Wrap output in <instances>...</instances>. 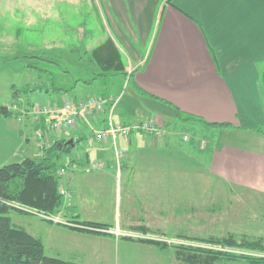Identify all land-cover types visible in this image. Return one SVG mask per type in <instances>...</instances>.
Instances as JSON below:
<instances>
[{
	"label": "crops",
	"instance_id": "obj_1",
	"mask_svg": "<svg viewBox=\"0 0 264 264\" xmlns=\"http://www.w3.org/2000/svg\"><path fill=\"white\" fill-rule=\"evenodd\" d=\"M93 5L99 7L95 8L96 20L110 26L109 33L104 31L106 37H98V45L110 37L120 48L126 60V79L119 88L113 84L114 92L107 98L112 106L91 123L103 126L104 118L111 114L125 125L150 120L164 134L133 129L129 136H119L116 141L109 138L91 142L87 139L90 125L80 122L58 135L56 140L72 138L75 142L68 152L70 159L67 163L74 166L61 175L67 177L65 187L71 191L68 200L71 207L64 210L63 217L68 220L66 217L81 203L96 202L90 197L84 200L81 193V190L97 188L92 180H111V188L115 183L121 185L125 182L126 188H133L136 193H143V183H148L149 199L140 203L126 222H147L146 215L153 209L159 214L166 210L169 215L183 213L180 219L184 221L187 212L184 213L182 208L179 211L170 209L179 203H170L173 198L171 183L183 181L184 184L176 190L183 188L187 193L188 177L162 175L158 170L167 165L181 166L184 162L203 164L198 157L202 158L204 152L213 174L242 187L264 191V134L256 131L264 125V99L255 72V63L264 58V0H94ZM82 80L89 82L88 79ZM7 88L0 104L14 101L11 98L12 85ZM53 93L49 100L59 95ZM88 95L92 94L85 96ZM180 111L198 116L205 122L181 120ZM179 122L184 124L177 128ZM187 125L209 135L205 149L202 136L190 141L177 138L178 131ZM26 126L27 121L19 120L15 112L11 116H0V167L33 157ZM116 147L125 153L120 171L115 160ZM97 157L104 158L106 168L99 172L85 171V167ZM63 165L64 162L60 166ZM142 167H154V170L145 174ZM176 196L181 198L180 193ZM165 204L166 210L162 211L161 206ZM78 220L115 223V220L92 217ZM49 225L66 228L70 232L68 235L75 240L83 236L89 240H105V236L99 234L60 224ZM50 255L89 264L82 247H62Z\"/></svg>",
	"mask_w": 264,
	"mask_h": 264
},
{
	"label": "rangeland",
	"instance_id": "obj_2",
	"mask_svg": "<svg viewBox=\"0 0 264 264\" xmlns=\"http://www.w3.org/2000/svg\"><path fill=\"white\" fill-rule=\"evenodd\" d=\"M93 2L94 0H0V99L7 93L9 84L12 85V101L24 102L21 105H32L31 103L39 105L48 102L54 95L52 83L70 88L67 92L70 98L93 93L107 95L114 92V83L116 88L122 86V82L126 79L123 73L113 76L112 85L100 84V78L93 80L99 68L88 61V49L91 51L98 45V37L105 36L104 31L107 30L108 33L110 31L107 22L96 20L95 8L99 7L94 6ZM32 55L53 57L60 61L61 67L50 62L45 65L50 73L39 72L28 66L31 61L28 57ZM255 65L257 67L255 72L261 84V96L264 99V58ZM82 78L88 79L89 82H83ZM75 81L76 85H74ZM28 86L47 87L50 91L30 90L28 93L16 91ZM25 120L32 148L31 154L38 158V140L35 127L32 126L34 121L31 117ZM168 124L171 126V122ZM182 124L184 122H179L177 128ZM262 128L264 129V125ZM176 135L178 139L180 137L184 141L202 136V147L205 149L208 146L209 135H203L199 129H191L190 125L178 131ZM100 158L92 160L104 159ZM198 158L203 164L193 165V162L189 164L184 162L181 166L167 165L158 170L159 173H163L162 175H180L182 179L184 176L188 177L187 193L183 188L176 190L180 184H184L183 181L171 183L173 198L170 199V203H179L178 207L173 205L170 209L179 211L182 208L184 213L187 212L184 221L180 219L183 213L182 215L166 213L165 204L161 209L166 211L159 214L153 209L152 213L146 215L147 222L141 224L131 223V220L126 222L135 214L140 203L149 199L148 183H143V193L142 191L136 193L133 188L128 190L125 182L121 185L115 183L111 188L109 183L112 182L111 180L106 182L92 180L97 188L91 191L81 190V193L84 194L82 195L84 200L90 197L96 202L89 205L85 202L81 203L82 205H77L76 209L73 208L74 211L66 217L72 220L92 217L112 221L118 218L113 224L106 223L110 225L107 229L85 227L89 230L84 232L105 236V240H93V238L89 240L87 236L75 240L73 236L68 235L70 232L66 228H53L49 225V223L62 225L61 223L66 222L63 212L71 207V203L68 202L71 191L70 196L65 197V205L56 215L48 216L36 210L23 212L15 208H11L8 214L16 224L24 226L43 240L47 255L58 252L62 247H82L86 251L85 258L89 264H180L175 252L177 246L195 245V241L185 239L183 235L193 237L234 233L238 236L246 234L253 238L264 236V191L249 186L242 187L239 183L213 174L206 163L208 160L206 152L202 158L200 156ZM69 159L66 153L59 160L60 165L63 162L65 165H70L68 170L72 168V163L67 164ZM88 166L85 167V171H101L99 169L90 171ZM142 168L145 174L154 170V167ZM60 182L61 186L65 187L67 177L61 176ZM79 191H76V194ZM177 193L181 194V198L176 196ZM73 203L75 204L74 201ZM135 226H146L151 231L142 232L133 229ZM138 238L166 241L167 247L140 242L136 240ZM65 250L68 251L66 248ZM220 264L237 263L222 261Z\"/></svg>",
	"mask_w": 264,
	"mask_h": 264
},
{
	"label": "trees",
	"instance_id": "obj_3",
	"mask_svg": "<svg viewBox=\"0 0 264 264\" xmlns=\"http://www.w3.org/2000/svg\"><path fill=\"white\" fill-rule=\"evenodd\" d=\"M29 67L39 72L50 73L45 65L50 62L61 67L60 61L44 55H32ZM34 58V59H33ZM33 59V60H32ZM88 61L98 66L93 80L100 78L102 84H110L111 78L118 73H126V62L120 48L108 37L102 43L89 51ZM42 64L44 66H42ZM68 72V71H65ZM53 91L58 94H67V86L52 83ZM76 85V81L74 82ZM30 90H48L45 87H24L21 90L28 93ZM141 93H145L139 89ZM105 93V92H104ZM103 95V94H102ZM106 99L108 94L103 95ZM107 105L110 106L111 103ZM13 111L7 105L0 104V116H11ZM181 120L204 119L180 111ZM210 125L228 126L230 123H209ZM256 131L264 134L262 127ZM67 139H57L45 150L43 156L27 157L23 161L6 164L0 167V264H79L73 260H66L57 256L47 255L45 244L40 237L30 233L24 226L16 224L8 214L11 208L23 212L36 210L48 216L56 215L65 205L66 198L61 193L59 160L68 153L73 145H65ZM75 143V142H74ZM65 219V218H64ZM51 221V220H48ZM62 221V220H61ZM62 225L78 231H88V228L107 229L110 225L90 220L65 219ZM72 223V224H71ZM133 229L149 232L146 226H135ZM185 236V239L195 241V245H181L175 249L180 264H220L230 261L237 264H264V236L249 237L246 234L238 236L234 233L227 235ZM184 238V237H183ZM140 242H147L167 247L166 241L138 238ZM202 243H200V242Z\"/></svg>",
	"mask_w": 264,
	"mask_h": 264
},
{
	"label": "built area",
	"instance_id": "obj_4",
	"mask_svg": "<svg viewBox=\"0 0 264 264\" xmlns=\"http://www.w3.org/2000/svg\"><path fill=\"white\" fill-rule=\"evenodd\" d=\"M7 107L16 113L19 120L31 117L34 121L39 156L45 154V150L53 144L58 135L73 129L80 122H86L90 125V133L87 135V139L91 142L109 138L116 141L119 136H129L133 129H143L157 135L164 134L163 130L154 127L150 120L134 125H125L116 121L111 114L104 118L105 124L103 126H95L91 123V120L100 119L108 111L107 99L102 94H92L76 99L70 98L67 94H59L56 98L44 104L21 105L19 103H9ZM124 155V151L116 147L115 160L118 169L122 167ZM106 164L104 160H94L88 164L87 168L90 171L94 169L101 170ZM69 166H60L58 170L60 176L67 172ZM61 193L65 197L70 196V191L63 186H61Z\"/></svg>",
	"mask_w": 264,
	"mask_h": 264
},
{
	"label": "water",
	"instance_id": "obj_5",
	"mask_svg": "<svg viewBox=\"0 0 264 264\" xmlns=\"http://www.w3.org/2000/svg\"><path fill=\"white\" fill-rule=\"evenodd\" d=\"M65 145H74V140L71 138V139H67L66 142H65Z\"/></svg>",
	"mask_w": 264,
	"mask_h": 264
}]
</instances>
